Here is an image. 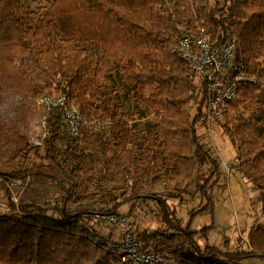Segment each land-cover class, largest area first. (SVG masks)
Returning <instances> with one entry per match:
<instances>
[{
	"label": "trees",
	"instance_id": "16d2710c",
	"mask_svg": "<svg viewBox=\"0 0 264 264\" xmlns=\"http://www.w3.org/2000/svg\"><path fill=\"white\" fill-rule=\"evenodd\" d=\"M203 32L210 49L234 34L235 60L256 79L244 82L237 99L228 102L224 132L238 146L236 168L263 189L264 0H52L36 10L23 0H0V102L11 121L7 144L16 158L28 160L32 140L44 136L39 143H46L48 160L18 170L0 164V195L9 210L0 213V264H129L84 226L91 212L78 208L118 190L155 200L161 220L171 225L170 232L139 235L145 248L152 244L160 253L157 264L264 261V244L256 241L264 226L252 228L248 250L235 252L197 243L207 238L210 225L190 228L196 215L213 210L209 190L221 172L198 131L208 123L209 83L178 48L183 36L196 48ZM118 71L133 90L132 112L118 100L121 88L105 90ZM48 96L64 97V104L42 102ZM72 105L83 119L76 134L67 127ZM137 114L156 120L138 128L131 124ZM32 174L58 181L60 198L18 203L11 184ZM184 193H200L206 205L190 213L187 223L171 221L168 200ZM181 236L192 250L182 246Z\"/></svg>",
	"mask_w": 264,
	"mask_h": 264
},
{
	"label": "rangeland",
	"instance_id": "374dc122",
	"mask_svg": "<svg viewBox=\"0 0 264 264\" xmlns=\"http://www.w3.org/2000/svg\"><path fill=\"white\" fill-rule=\"evenodd\" d=\"M52 0H23L24 4L33 10L41 6L48 5ZM214 2L218 0H213ZM264 63V58H262ZM264 89V83H263ZM121 88L119 101L124 105L127 112H132L135 108V103L131 99L133 90L128 88L122 78L120 71L115 72L106 82L105 90L112 93L116 89ZM62 97L49 96L46 101L50 104H56ZM190 113L194 117L197 113L196 104L190 108ZM244 109L232 110V115L237 116L242 113ZM70 112L69 125L71 127H78L81 122L78 111ZM6 110L0 102V164L6 166L9 170H18L30 166L32 163H48L45 158L46 143L40 142L39 137L36 136L33 151L30 153L28 160L22 157L16 158L12 152V148L7 144V131L11 127L10 117L6 115ZM251 112L247 113L250 116ZM255 120L258 116L252 114ZM155 121V117H148L146 115L137 114L131 124L138 128L146 126L147 121ZM227 117L216 118L206 125H199L198 131L201 135V142L210 155L215 158L221 168L219 177L216 179L212 188L209 190L213 198L214 207L211 212L198 214L193 219L190 228L191 230H202V228L210 225L211 229L207 238L198 239V244L216 246L224 252H235L237 250H248L250 242L248 239L252 228H263L264 226V212L262 210V199L264 198V188L259 189L254 184L249 182L243 174L236 168L239 163L237 159V144L224 132V124H226ZM261 133L264 136V120L260 122ZM31 141V142H32ZM63 158L61 162L63 163ZM210 164L203 166L204 172H208ZM12 191L18 203L37 202L40 204L48 201L58 200L62 191L58 185V181L32 174L26 179L13 180ZM174 218L183 220L186 223L189 220L190 213L206 205V200L200 193L188 194L184 193L179 199L168 200ZM84 210L104 211L103 213H110L120 216L128 217L132 233L139 239V235L146 232L152 233L157 230L171 231V225L165 224L161 219L159 205L155 200L146 199H132L124 190H118L108 194L102 198L100 202L85 205ZM102 210V211H101ZM7 199L4 195H0V213L8 212ZM184 222V227H186ZM172 223V222H171ZM103 226V225H102ZM99 226L101 232L108 229L105 226ZM110 230H117L124 233V227H111ZM112 232V231H110ZM109 233V231H107ZM257 242L264 244V234H260ZM181 244L184 248L192 250L191 245L184 236H181ZM264 254V251H263ZM240 264H264V261L258 257L242 260Z\"/></svg>",
	"mask_w": 264,
	"mask_h": 264
},
{
	"label": "built area",
	"instance_id": "2783aa9c",
	"mask_svg": "<svg viewBox=\"0 0 264 264\" xmlns=\"http://www.w3.org/2000/svg\"><path fill=\"white\" fill-rule=\"evenodd\" d=\"M209 39V36L203 32L198 38L197 47L193 48L189 37H179L178 48L184 56L190 59L193 69L209 83V111L207 118L208 122H212V120L222 118L225 115L228 102L237 99L239 87L244 82H256V79L249 75L245 65L235 60L237 37L234 34L228 36L225 43L219 44L213 49H210ZM47 98L49 96L44 98L42 102L48 103L46 101ZM62 98L57 103L64 104L65 99L64 97ZM72 108L74 112L78 111V108L73 105L67 108V127L69 131L76 134L78 127L68 126L70 120L69 111ZM79 117L82 119L80 114ZM82 223L97 235L101 243L106 244L113 253L121 256L122 260L129 264H157L160 261V253L156 248L152 244L145 248L143 241L132 233L128 217L94 211L87 214L82 219ZM102 225L108 229L109 233L99 230L98 227ZM113 226L116 229L124 227V233L110 230ZM166 256L169 257L170 254H166Z\"/></svg>",
	"mask_w": 264,
	"mask_h": 264
}]
</instances>
